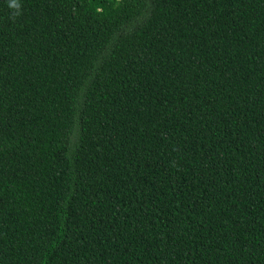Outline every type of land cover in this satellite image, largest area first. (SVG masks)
Here are the masks:
<instances>
[{
    "label": "trees",
    "instance_id": "16d2710c",
    "mask_svg": "<svg viewBox=\"0 0 264 264\" xmlns=\"http://www.w3.org/2000/svg\"><path fill=\"white\" fill-rule=\"evenodd\" d=\"M0 0V264H264V0Z\"/></svg>",
    "mask_w": 264,
    "mask_h": 264
},
{
    "label": "clouds",
    "instance_id": "9594fccd",
    "mask_svg": "<svg viewBox=\"0 0 264 264\" xmlns=\"http://www.w3.org/2000/svg\"><path fill=\"white\" fill-rule=\"evenodd\" d=\"M8 7L12 10V18L15 19L21 14L20 0H8Z\"/></svg>",
    "mask_w": 264,
    "mask_h": 264
}]
</instances>
